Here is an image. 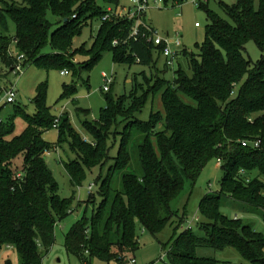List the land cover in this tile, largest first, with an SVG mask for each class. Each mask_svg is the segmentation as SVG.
Wrapping results in <instances>:
<instances>
[{
  "label": "trees",
  "instance_id": "1",
  "mask_svg": "<svg viewBox=\"0 0 264 264\" xmlns=\"http://www.w3.org/2000/svg\"><path fill=\"white\" fill-rule=\"evenodd\" d=\"M216 2L226 18L200 2L208 22L199 53L183 49L179 54L190 73L177 58L171 82L162 78L149 87L146 82L135 86L129 97L106 95L99 118L82 122L91 140L73 129L67 114L51 113L46 82L36 87L33 113L12 106L25 123L19 134H13V118L0 116V253L11 246L18 264H42L54 243L55 227L72 212L74 200V191L69 197L58 195V184L42 157L67 141L77 156L64 163L73 187L85 178V168L101 170L111 159L105 175L100 171L95 179L97 191L83 201L93 205L91 217L78 219L64 233L66 252L82 263L97 258L125 264L127 254L138 247L135 219L153 234L173 217L181 220L172 205L184 191H191L206 162L216 158L222 176L218 191L199 201L196 220L201 233L194 235L187 228L169 249L163 244L168 264H222L196 255L201 247H233L249 264H264V234L220 211L225 196L264 211V0ZM120 6L119 0H0V76L12 72L18 54L23 55L24 68L55 67L73 75L99 61L104 51L117 63L152 67L157 62L153 53L161 56V47L141 37V25L139 35L131 36L134 20L113 13ZM48 11L55 23L48 20ZM94 18L100 23L91 47L73 49V38ZM9 20L15 26L13 37L8 34ZM248 41L261 51L255 61L244 56ZM11 44L16 54L10 52ZM46 44L51 52H42ZM74 55L89 57L77 64L71 60ZM164 68L169 67L164 63ZM73 90L65 86L63 95ZM158 92L163 110L151 109L147 120L139 119L137 114ZM52 127L58 130L56 143L43 137ZM255 140L260 142L257 147L241 144ZM115 143L111 157L108 152Z\"/></svg>",
  "mask_w": 264,
  "mask_h": 264
},
{
  "label": "rangeland",
  "instance_id": "2",
  "mask_svg": "<svg viewBox=\"0 0 264 264\" xmlns=\"http://www.w3.org/2000/svg\"><path fill=\"white\" fill-rule=\"evenodd\" d=\"M119 1L121 6L126 7L128 5V0ZM148 1L149 8L146 9L142 19L149 22L160 33L172 35L178 32L181 35V41L185 49L195 55L199 53L200 43L203 41L205 26L208 22L205 12L199 7L200 2H207L210 9L225 17L224 12L217 5V0H200V2L197 0H182L179 3L174 0H167L166 4L163 1L157 4L153 3V0ZM223 1L231 3L232 0ZM99 3L101 4V2ZM46 16L49 21L55 23L56 17L50 11L47 12ZM195 22L200 26L196 27L194 25ZM8 23V34L13 37L15 33L14 23L11 20ZM99 23L100 21L97 18L87 20L82 26L80 35L73 38L72 48L76 49L80 46L90 48ZM51 51L49 44L42 48V52ZM10 52L16 54L13 44L10 46ZM244 56L255 61L261 57V51H259L253 41H248L245 44ZM88 57V55H74L71 60L73 63L78 64L79 61L84 62ZM153 59H157V62L152 67L137 62L128 65L113 61L112 53L104 51L99 61L91 67L77 69V75H73L70 70L67 74H60L59 69L55 67L41 69L35 65L27 66L20 75L9 72L0 76V107H2L0 116L3 119L13 118V134H19L25 123L21 115L13 112L12 106L19 104L26 108L27 113H33L35 107L32 100L36 94V87L39 83L46 82V104L50 107L51 113L54 115L67 114L73 129L85 140H91L92 137L84 131L82 122L99 118L100 112L105 107L106 95L111 96L113 99L122 95L129 97L135 86L142 87L147 82L149 87L155 80L158 81L162 78L168 82L173 80V71L177 65L175 64L165 69L163 56L157 58V54L153 53ZM179 63L189 74L190 71L184 56L181 55L179 57ZM103 73L110 81L106 82L102 76ZM11 85L15 89L14 102L5 103L4 89ZM65 86H73L74 94L63 95ZM104 86H107V91L103 90ZM182 98L188 103H193L192 100L183 95ZM151 109L154 111L163 110L159 92L154 94L153 101L150 98L146 102L137 117L141 120H147ZM57 131V128H50L44 132V139L50 143H56ZM112 141L110 139V143ZM116 141L118 142V140ZM116 150L117 143L109 150V156H114ZM76 157L75 152L70 149L67 141L55 144V148L45 152L42 157L58 184V195L60 197H69L74 191L72 212L55 227L54 243L43 257L42 264H84L75 255L66 252L64 248V233L78 219L82 217L89 219L91 217L93 205L91 203L86 205L83 201L87 199L89 192L95 193L97 191L99 184H94L95 179L100 171L102 176L105 175L111 164V159H108L101 167V170L99 166L90 169L85 168V178L81 184L73 187L69 182L64 163ZM221 176L222 170L220 169L219 161L216 158H210L197 176L191 191H184L178 201L172 205L174 214L180 217L181 220H178L176 216L173 217L158 232L151 233L135 219L134 230L138 247L134 253L127 254L126 259L134 258L135 264H168L164 252L170 248L173 240L181 231L190 228L194 235L201 233L197 227L199 201L208 192L218 191ZM91 183L92 189L89 191L87 188ZM78 201L80 202L79 204ZM96 201H98V198H96ZM220 211L228 217L241 218L244 224H250L256 231L264 234L263 210H255L249 204L225 196L221 199ZM196 218L198 219L196 220ZM163 244L166 245L165 250L162 248ZM196 255L213 257L222 264H249L233 247H225L222 250H215L212 247H201L196 250ZM6 260H9L11 264H18V254L11 246L4 247L0 253V264H5ZM89 264L122 263L114 260L107 262L92 258Z\"/></svg>",
  "mask_w": 264,
  "mask_h": 264
},
{
  "label": "built area",
  "instance_id": "3",
  "mask_svg": "<svg viewBox=\"0 0 264 264\" xmlns=\"http://www.w3.org/2000/svg\"><path fill=\"white\" fill-rule=\"evenodd\" d=\"M162 0H153V3L157 4ZM200 2V0H197ZM179 3V2H176ZM149 8V1L148 0H128V5L120 6V8L115 10V13L119 17H125L128 19L134 20V25L131 31V36H138L139 35V26L141 25L143 28H145V31L142 32L141 37L147 42L151 43L155 46H160V52L161 56L164 58V63L168 67H172L176 64L177 58L180 54V52L185 49L184 45L181 41V35L176 32L172 35L169 34H162L159 31H157L153 26H151L147 21L143 20V14L145 13L146 9ZM111 13V10H110ZM108 14H106L103 18H106ZM196 27L199 25L197 22L194 24ZM117 43L116 40H113V44L115 45ZM23 55L18 54L17 56V63L15 64L12 73L15 75H20L23 72L24 67L21 64V59ZM138 60V59H137ZM61 74H67V71H61ZM102 76L106 80V82L110 81V79L107 78V76L103 73ZM14 87L11 85L8 88H5V103H13L14 97H15V91ZM103 90H108L107 86L103 87ZM58 125V119L56 118L53 127H57ZM259 140H255L252 142L249 141H242V146H259ZM88 189H91V185L88 186ZM125 264H135L134 258H129Z\"/></svg>",
  "mask_w": 264,
  "mask_h": 264
},
{
  "label": "crops",
  "instance_id": "4",
  "mask_svg": "<svg viewBox=\"0 0 264 264\" xmlns=\"http://www.w3.org/2000/svg\"><path fill=\"white\" fill-rule=\"evenodd\" d=\"M149 23V22H148ZM150 24V23H149ZM151 25V24H150ZM152 26V25H151ZM200 25H198L197 27H199ZM162 34H165V33H162ZM180 57V56H179ZM179 57H178V60H179ZM61 74V73H60Z\"/></svg>",
  "mask_w": 264,
  "mask_h": 264
}]
</instances>
